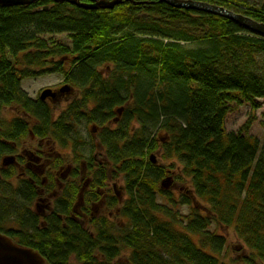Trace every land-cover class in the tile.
<instances>
[{
    "label": "trees",
    "instance_id": "obj_1",
    "mask_svg": "<svg viewBox=\"0 0 264 264\" xmlns=\"http://www.w3.org/2000/svg\"><path fill=\"white\" fill-rule=\"evenodd\" d=\"M194 1L264 22V0L253 6L238 3L244 0ZM57 34H69L72 46L47 37ZM70 54L68 69L56 57ZM40 65L42 71L34 70ZM49 73L64 74L81 90L56 119L48 100H34L22 88L27 76ZM260 98L264 38L231 19L159 0L114 9L51 0L0 6V158L31 132L76 147L75 125L87 119L91 130L101 129L93 138L106 152L97 163L95 186L110 180L107 170L113 168L125 175L128 194L125 201H108L120 207L123 223L93 219V230L71 217L60 219L69 214L66 204L57 206L45 226L26 208L18 213V228L7 227L13 205L0 202V232L38 250L49 264H71L73 257L80 264H226L220 256L227 239L211 231L216 223L235 229L248 247L246 264H264V142L250 133L253 118L239 132L226 126L232 104L246 102L257 110ZM13 105L36 126L26 117L2 120L4 108ZM110 121L118 127H109ZM156 151L173 161L170 167L151 161ZM173 169L185 180L179 199L163 188ZM24 186L27 202L36 192L31 183ZM180 205H189L190 213L182 214ZM122 251H128L127 260Z\"/></svg>",
    "mask_w": 264,
    "mask_h": 264
},
{
    "label": "rangeland",
    "instance_id": "obj_2",
    "mask_svg": "<svg viewBox=\"0 0 264 264\" xmlns=\"http://www.w3.org/2000/svg\"><path fill=\"white\" fill-rule=\"evenodd\" d=\"M129 2V1H128ZM240 4H247L248 6L258 5L261 3V0H244V1H238ZM33 5V4H32ZM47 37L53 38L58 43H63L68 46H72V40L69 36V34H57V35H48ZM8 57L11 61H15L14 57H12L11 54H8ZM56 59H63L65 60L66 67L70 69L73 66V59L74 57L70 54L68 56H57ZM42 65L38 66L34 70L36 71H42L43 68ZM106 67H108L106 65ZM104 66V71H109V68H106ZM65 84H70L74 88V90L70 92H66L61 95L59 99H57L55 102H52L50 99H48V102L51 104L52 108V115L53 118L56 119L59 117V115L75 100L80 97L81 90L77 87H75L73 84L68 83L65 81V75L60 73H49L44 75H37V76H27L22 81V88L25 90V92L29 95L30 98L36 100L38 98H41V94L45 89L49 88H61ZM258 108L257 110L253 109L252 105L249 103H242L232 104V111H230L228 118H227V130L229 132H239L240 129L244 126L245 123H247L251 118L254 119L252 128L250 130V133L257 136L261 142H264V98H260L257 100ZM122 107H125V105H122ZM118 118L123 117V113L118 112L116 114ZM2 120L11 121L12 119L16 117H26L30 120V126L33 128L35 127L36 123L34 120L30 119L29 116H27L24 111L19 107L18 105H13L4 108V110L1 113ZM91 126L92 124L87 121V119L81 120L79 123L75 125L76 131L74 133V138L76 140V147L72 146V149H70L71 146H69L68 149H63L60 145V143L57 144V147L61 148L64 152L69 153L70 152H76L79 154H84V156L88 157V160L94 155V169L92 170L93 174L96 172L97 169V163H102L105 161L106 158V152L103 150L102 144L100 142L99 137H94V135H91ZM109 127H112V129H116L118 125H111V121L108 123ZM99 131L101 129H98ZM156 134L155 131L153 133ZM32 136L28 137L29 140H31ZM37 143H28L27 146H33ZM70 145H73L71 143ZM23 151V148L18 147V150L15 152ZM157 155L158 163L160 165L164 164L167 167H170L173 161L170 159L162 158V154H160L158 151L154 152ZM70 156L73 158V156L70 154ZM83 156V155H82ZM5 157L3 155L0 158V166L2 164V158ZM82 161V160H81ZM95 162V163H94ZM177 168V167H176ZM13 171V170H12ZM107 174L110 177V180L106 181L103 185L104 187H99L98 190H100L101 193L103 192H109L110 194L113 193V186L114 183H118L117 188L120 189V194H122L123 201L128 197V194L126 192L125 188V175L116 173V170L113 168H109L107 170ZM180 174L179 170L176 171V169H173L171 172L168 171V175L164 178H171V182L169 184V188L171 191H173L176 195V197L179 199L181 197V192H184L183 188L185 186V180L181 181L178 180V175ZM24 182L21 181V179H17V176H10L6 177V174L3 175V177H0V202L5 204L6 201H9L13 206H11V209L7 212L6 220H4V225L7 227L10 225L11 227H14L17 229L19 226L18 222V213L22 214L25 212L26 208L28 209H35V205L37 203L36 200H30L27 201L22 196V191L25 189V186L22 185ZM161 184V182H160ZM4 198V199H3ZM158 201L160 203H167V200L162 197L158 196ZM57 199H54V205L56 206ZM101 207V205L99 206ZM95 209V218L96 219H102L103 216H106L109 218L114 224L118 225L123 223V220L125 217L121 214L120 207H110L109 206V213L106 212L105 214L101 212L100 208ZM19 209V211L17 210ZM182 214L187 215L191 211V207L189 205H180L179 207ZM0 213H2L0 208ZM109 214V215H108ZM86 226L94 229V226L91 223H88L87 221H84ZM123 225V224H122ZM120 225V226H122ZM217 230L218 233H221L226 236L227 239V245L220 256V259L226 263V264H246L244 257H247L248 253V247H245L244 244L239 239L238 235L236 234V231L233 227H220L217 226L216 223H213V226L211 227V231ZM245 247V248H244ZM249 252V251H248ZM128 251H122V260H127L128 258ZM71 264H80L78 259L73 257L71 259Z\"/></svg>",
    "mask_w": 264,
    "mask_h": 264
},
{
    "label": "flooded vegetation",
    "instance_id": "obj_3",
    "mask_svg": "<svg viewBox=\"0 0 264 264\" xmlns=\"http://www.w3.org/2000/svg\"><path fill=\"white\" fill-rule=\"evenodd\" d=\"M61 88H53V90L59 91ZM61 95L59 92L55 99L50 97L46 100L50 99L55 102ZM91 132L96 135L99 130L97 127H93ZM31 135V140L26 138L20 144H14V150H18L20 145L23 148L22 152L14 151L2 158L0 177L12 172V176H17L18 180L21 179L24 182L22 185L27 186L29 183L33 185L36 192L33 199L36 200L37 198V203L34 210L28 209V214L37 218L43 226L48 223L49 217L54 214L57 206L61 208V204H66V207H69V214L57 215L60 219L66 221L71 217L86 225L84 221L90 223L96 219L94 212L100 205L101 212L109 213V197L116 196L121 202L123 201L120 189L117 188L118 183H114L112 194L109 192L101 193L98 189L104 187L102 185L95 186V173L92 172L94 167H91L94 160H88L84 154L64 152L57 147L58 142L51 138H40L32 132ZM31 142L37 144L27 146ZM70 146L72 149L73 145ZM62 148L68 149L69 147ZM8 157H12V162L5 164L4 161ZM54 199H57L56 206ZM103 218L107 217L103 216Z\"/></svg>",
    "mask_w": 264,
    "mask_h": 264
},
{
    "label": "water",
    "instance_id": "obj_4",
    "mask_svg": "<svg viewBox=\"0 0 264 264\" xmlns=\"http://www.w3.org/2000/svg\"><path fill=\"white\" fill-rule=\"evenodd\" d=\"M40 0H0L1 7L13 6H30L39 2ZM54 3L68 2L70 4L82 7L85 9H114L116 6L125 2H134V0H51ZM166 2L173 7L180 9L197 10L205 13L219 15L231 19L243 29L249 31L254 35L264 36V22L256 21L255 19L236 13L232 10L226 9L218 5L209 4L194 0H159ZM70 86L65 85L59 91H54L52 88L45 89L41 94L42 100L47 98H56L59 92L64 94L70 91ZM151 161L157 163L155 154L151 155ZM5 164L12 162V157L5 159ZM171 179L163 182V188H168ZM0 264H49L47 259L41 255L38 250L19 244L14 238L0 232Z\"/></svg>",
    "mask_w": 264,
    "mask_h": 264
},
{
    "label": "bare ground",
    "instance_id": "obj_5",
    "mask_svg": "<svg viewBox=\"0 0 264 264\" xmlns=\"http://www.w3.org/2000/svg\"><path fill=\"white\" fill-rule=\"evenodd\" d=\"M259 37H261V38H264V36H261V35H258Z\"/></svg>",
    "mask_w": 264,
    "mask_h": 264
}]
</instances>
